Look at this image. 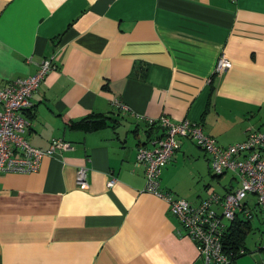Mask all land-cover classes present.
<instances>
[{"label": "crops", "instance_id": "1", "mask_svg": "<svg viewBox=\"0 0 264 264\" xmlns=\"http://www.w3.org/2000/svg\"><path fill=\"white\" fill-rule=\"evenodd\" d=\"M221 54L232 67L215 76ZM48 57L57 68L24 113L26 137L71 147L36 172L0 175V264H205L168 203L144 190L137 150L162 136L149 123L162 116L199 121L222 146L264 129V0H0V88ZM103 116L97 130L75 124ZM239 187L187 138L162 168L161 189L194 204ZM247 205L260 236L230 264H264V216L253 195Z\"/></svg>", "mask_w": 264, "mask_h": 264}, {"label": "built area", "instance_id": "2", "mask_svg": "<svg viewBox=\"0 0 264 264\" xmlns=\"http://www.w3.org/2000/svg\"><path fill=\"white\" fill-rule=\"evenodd\" d=\"M231 67L232 62L221 54L214 74L222 75ZM56 68L53 57L45 58L38 63L35 73L12 79L0 88V175L36 172L45 157H53L59 150L71 147V143L62 138H54L47 148L36 147L26 137L29 122L24 113L33 107L35 91ZM113 104L123 110L129 109L128 105L117 100ZM149 123L158 125L163 134L153 141L152 146L138 147L136 163L144 168V190L168 203L170 212L180 223L179 235H187L196 243L205 264H230L231 258L224 250V238L239 211L242 210L245 219L252 217L247 205L250 195L255 197L264 216V129L251 130L245 140L222 146L216 138L204 132L199 121L187 118L175 122L162 116L150 119ZM181 138L190 139L205 151L214 174L220 176L233 172L240 187L226 195L214 192L198 204L163 191L162 168L179 148ZM116 181L117 178L111 176L108 185L113 186ZM77 183L83 189L88 187L86 167L78 169Z\"/></svg>", "mask_w": 264, "mask_h": 264}, {"label": "trees", "instance_id": "3", "mask_svg": "<svg viewBox=\"0 0 264 264\" xmlns=\"http://www.w3.org/2000/svg\"><path fill=\"white\" fill-rule=\"evenodd\" d=\"M96 116L99 117L100 114H97ZM103 117L104 118L101 120L83 119L75 124L84 130H97L108 124L109 118L105 116ZM251 231V220L248 218L238 219L235 222L233 221L232 225L229 227V230L224 238V250L230 256L231 262L236 261L247 253L245 243L247 236Z\"/></svg>", "mask_w": 264, "mask_h": 264}, {"label": "rangeland", "instance_id": "4", "mask_svg": "<svg viewBox=\"0 0 264 264\" xmlns=\"http://www.w3.org/2000/svg\"><path fill=\"white\" fill-rule=\"evenodd\" d=\"M261 234H264V232L261 233ZM255 236L259 237L260 234L257 233V232L253 233V230H252V231L248 234L246 241H247V242L250 241V240H251L253 237H255Z\"/></svg>", "mask_w": 264, "mask_h": 264}]
</instances>
